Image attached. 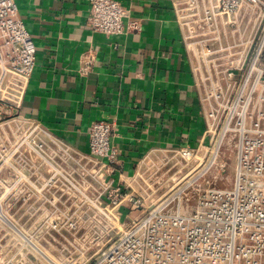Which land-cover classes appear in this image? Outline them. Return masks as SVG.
<instances>
[{
    "label": "built area",
    "instance_id": "obj_1",
    "mask_svg": "<svg viewBox=\"0 0 264 264\" xmlns=\"http://www.w3.org/2000/svg\"><path fill=\"white\" fill-rule=\"evenodd\" d=\"M186 1L177 12H186L184 25L198 29L185 42L205 123L202 139L146 158L128 181L116 183L111 123H94L89 152L81 153L19 114L36 46L14 0H0V105L70 150L73 171L67 173L81 176L75 174L77 186L72 179L65 185L73 212L102 215L96 223L109 236L84 264H264V3ZM88 2L93 32L110 37L136 27L125 22L129 11L118 1ZM82 56L84 75L94 57Z\"/></svg>",
    "mask_w": 264,
    "mask_h": 264
},
{
    "label": "crops",
    "instance_id": "obj_2",
    "mask_svg": "<svg viewBox=\"0 0 264 264\" xmlns=\"http://www.w3.org/2000/svg\"><path fill=\"white\" fill-rule=\"evenodd\" d=\"M116 1L136 27L107 37L90 29L88 0H14L36 46L19 114L81 153L92 125L111 123L117 183L148 157L196 146L205 123L180 0ZM86 53L94 61L81 75Z\"/></svg>",
    "mask_w": 264,
    "mask_h": 264
},
{
    "label": "rangeland",
    "instance_id": "obj_3",
    "mask_svg": "<svg viewBox=\"0 0 264 264\" xmlns=\"http://www.w3.org/2000/svg\"><path fill=\"white\" fill-rule=\"evenodd\" d=\"M183 1L178 4L182 10L187 6ZM201 3L208 6L211 0ZM185 13L179 17L186 35L193 27L198 32L194 24L184 25ZM57 142L0 105V264H84L109 237L96 223L102 215L73 212L65 185L70 187L72 179L77 186L76 173L70 150H61ZM228 172L233 173L232 167Z\"/></svg>",
    "mask_w": 264,
    "mask_h": 264
}]
</instances>
